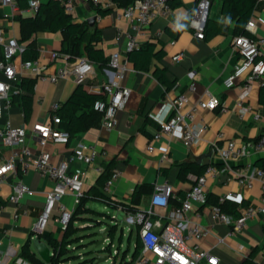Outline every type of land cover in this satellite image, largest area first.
<instances>
[{"label": "crops", "instance_id": "crops-1", "mask_svg": "<svg viewBox=\"0 0 264 264\" xmlns=\"http://www.w3.org/2000/svg\"><path fill=\"white\" fill-rule=\"evenodd\" d=\"M39 1L40 6L46 9V14H50L54 11V3L58 0ZM103 2L110 3L108 8L99 6L111 10L107 15L101 16L96 6L80 0L76 1L74 11L70 15L75 22L87 25L89 34L98 31L92 42L96 49L103 51L105 57L110 58L115 51L121 52L123 59L127 61V69L119 85L131 90V98L124 110L119 112L115 128L111 130L104 128L102 117H99L88 129L72 137L68 144L50 142L48 150L52 161L59 163L67 159L75 152L79 142L95 146L101 153L100 163L104 166L111 165L110 176L115 169L120 172L111 187L106 189L104 186L102 190L120 202L131 203L134 191L138 189L140 194L136 204L139 209L149 207L150 197L157 186H171L175 195L181 193L184 197L185 193L194 186V179L202 176L209 165H213L216 167L217 177L208 180L207 190L210 197L208 204L204 207L197 206L198 210L189 212L188 218L213 230V234L208 235L203 241V246L218 258L219 264H243L251 254L254 264H264V223L261 219L254 217L248 220L242 232L229 235L231 226L221 223L211 211V206L218 202L220 195L230 191L240 194V202L231 201L237 205L258 204L262 195L258 181L254 180L250 187L241 186L231 170L244 173L245 162L256 164L257 161L264 159V153L253 154L250 149L264 131V103L260 101L264 78L253 84L244 103L249 110L244 117H240L236 110V102L243 92V84L227 89L224 80L236 66L242 63L243 58L233 46L235 23L226 20L223 16L221 0H210L208 12V20L216 24H213L212 28L219 29L220 32L205 36L204 39L197 38L190 26L198 0H172L169 16L157 18L148 32L140 37L141 46L152 43L156 52L163 51L161 60H154L151 71L148 72L135 69L127 60L126 33L130 31V26L122 15V8L125 5H118L112 0H103ZM35 14L36 12L29 8L28 0H19V11L16 12L0 6V38L5 42L12 38L17 39L22 50L25 44L20 40L21 26L17 17H32ZM92 17H96V21L91 27L87 21ZM251 19L255 21L256 27L250 35L264 38V0L257 1ZM184 22L189 23L188 29H182ZM34 39L39 50L37 59L47 72L54 71L68 61L63 57L55 61L51 58L52 52L60 51L62 48L61 32L38 31ZM177 54H183L179 62L173 61V57ZM2 56L3 46L0 43V59ZM262 58L264 59V54ZM21 63L19 53L14 59L17 80L11 83L10 93L12 87L19 83L23 76H33L29 71L21 69ZM156 66L165 68L167 77L176 81L173 89L166 90L165 86L153 76L152 70ZM110 71L108 64L102 67L96 66L94 76L82 84L90 92H103V86L112 78ZM0 80L5 81L2 70H0ZM192 83L196 84V91L189 94L191 102L205 99L211 94L218 97L229 108L228 111L221 112L220 109H216L199 112L196 119L204 120L207 130L201 140L190 146H186L176 136L163 135L160 139L154 140V135L160 130V123L154 119V116L164 113V105L173 101L178 95L187 93ZM78 85L73 77L62 79L56 84L37 80L33 112L28 121L25 120L19 100L10 104L9 93L8 100L1 103L0 128L10 122L13 127L24 126L31 133L36 124L53 125L54 106L65 103ZM220 135L222 137H219ZM229 140L248 145L250 154L241 162L231 163L228 168L212 152V144L223 146ZM151 143L154 146L153 151L148 149ZM27 146L33 156L38 153L39 146L32 137L28 138ZM18 149H20L19 145L7 142L3 136H0V165L9 160L12 153ZM183 164L189 165L185 179L179 178ZM70 171L71 174L82 178L85 191L96 186L101 175L80 162L74 163ZM18 179H23L34 194L25 196L19 204H15L9 198L13 193V184ZM52 186L53 182L39 171L31 169L23 174L20 167L0 184V204L4 205L0 212V264H34L22 253L25 244H28L29 250L39 258L31 243L36 236L34 224L44 207L47 192ZM63 203L73 208V196L66 195ZM173 206L174 200L171 203V207ZM86 207L94 212L76 217L74 226L79 230L86 226L89 228L92 221H101L102 228L98 226V229H104L108 225L103 220L110 216L112 210H117L107 203L94 200H90ZM225 212L232 219H236L239 213L238 208L237 214H233L232 209H226ZM64 232L65 229L54 216L47 230L39 236L44 242H46L44 236L49 234L61 240ZM75 234L77 237L79 232ZM219 238H223L224 241L220 242ZM69 256L70 259L60 264H78L81 261L74 253Z\"/></svg>", "mask_w": 264, "mask_h": 264}, {"label": "built area", "instance_id": "built-area-1", "mask_svg": "<svg viewBox=\"0 0 264 264\" xmlns=\"http://www.w3.org/2000/svg\"><path fill=\"white\" fill-rule=\"evenodd\" d=\"M59 1L63 4L66 13H73L77 0ZM80 1L94 6L110 7V3L103 2V0ZM171 1L133 0L132 3L122 8V15L130 26V31L126 33V50L128 53L141 46L140 37L148 32L157 18L169 16ZM0 6L8 7L16 12L19 11V0H0ZM28 6L37 12L40 1L28 0ZM209 8L210 0H198L195 14L190 22L191 28L199 39L205 38L204 29L208 20ZM255 27V21L249 20L246 26L247 31L250 33ZM0 43L3 46L0 70L5 76V81L0 80L1 109L2 101L9 98L11 83L17 80L14 59L21 52V47L15 38L9 39L7 42L0 38ZM233 46L243 61L225 78L224 85L230 89L240 83L243 84V92L236 102V110L240 117H244L249 110L244 103L253 84L264 78V59L262 58L264 38L238 35L233 39ZM61 57L67 59V55L59 51H54L51 54L53 61ZM182 57L183 54H177L173 57V61L179 62ZM126 63L127 61L123 59L121 52L115 51L110 55L108 67L111 69L112 78L102 88L105 98L95 101L93 105L94 110L102 115L103 127L108 130L117 126L118 114L124 110L131 98V90L119 85V81L123 79L127 69ZM21 69L29 71L37 77V80L51 84H56L68 77H73L78 83H83L94 76L96 66L86 57H77L73 61L68 60L50 73L38 59L22 62ZM195 91L196 84L192 83L187 93L178 95L173 101L164 105V113L160 116H154V119L160 123V130L154 135V140L160 139L163 135L176 136L186 146H190L201 140L207 130V124L204 120L197 121L196 119L199 112L216 109H220L221 112L228 111L229 108L218 97L211 94H208L205 99L191 102L189 94H193ZM58 107L59 105H55L54 109ZM60 122L58 116H53V125L36 124L31 133L24 126L13 127L10 122L0 128V136H3L7 142L20 146V149L12 153L9 160L0 165V184L4 183L9 175L14 174L19 167L23 174L34 169L53 182L52 188L47 192L44 207L34 224L36 235L47 230L49 222L54 216L63 229H66L71 220L85 191L82 178L71 174L70 169L74 163L85 164L98 174L105 171V166L99 161L101 153L95 146L87 145L84 142H79L75 152L67 159L59 163L52 161L51 153L48 150L49 143L68 144L71 139L67 130L58 127ZM29 137H32L39 146V151L35 156L27 146ZM148 149L149 151L154 150L152 143ZM250 149L253 154L264 153V131ZM250 149L248 145L237 143L234 140L226 141L223 146L212 144V152L228 168L231 163L241 162L247 157L250 154ZM244 169V173L239 170L231 171L241 186L250 187L254 180L258 181L262 194L259 203L256 205L239 203V213L236 219H232L223 210V206L229 201L240 202L241 196L238 192L230 191L220 195L218 202L211 206L213 216L221 223L231 226L229 235L242 232L247 226L248 220L254 217H259L264 223V166L259 167L253 162H245ZM119 175V170L115 169L105 184L106 189L111 187ZM216 177V167L209 165L202 176L194 179V186L180 199V203L173 207H171V195L175 194L173 188L168 185L156 187L150 197L147 209L129 212L125 211L122 206H118L117 210L124 211L125 223L130 226V234L136 229V240L141 244L138 258L134 264H219L218 258L203 246V241L208 235L213 234V230L209 226H204L188 218L189 212L198 210L197 206L204 207L208 204V180ZM33 194L34 191L25 181L18 179L13 184V193L9 200L19 204L25 196H32ZM68 194L73 196V208H69L63 203V198ZM3 208L4 205L0 204V212ZM110 225L116 226V224H109L107 227ZM112 240L109 236L105 239L108 244L103 249H109L107 253L102 254L107 256L106 262L118 264L124 253L120 256L121 252L118 249H111ZM219 241L223 242L224 239L219 238ZM51 254L53 255V253ZM127 260L130 261L131 256Z\"/></svg>", "mask_w": 264, "mask_h": 264}, {"label": "trees", "instance_id": "trees-1", "mask_svg": "<svg viewBox=\"0 0 264 264\" xmlns=\"http://www.w3.org/2000/svg\"><path fill=\"white\" fill-rule=\"evenodd\" d=\"M118 5H128L133 0H112ZM258 0H221L222 2V14L226 20L234 22V35H248L250 33L246 29V24L250 20ZM97 11L101 16L107 15L111 12L110 9H102L96 6ZM54 11L50 14H46V9L39 6L36 14L32 17L19 16L17 19L21 26V42L25 44V47L21 50L20 56L22 62L28 60H34L38 58L39 50L37 47L36 40L34 39L35 34L38 31L47 30L51 32H61L62 48L60 53L67 55V60L73 61L75 58L86 55L95 66H104L108 64L109 58L105 57L102 50L95 48L92 40L95 35L98 34L96 30L94 33L89 34V28L83 23H77L73 20V17L65 12L63 4L58 0L54 3ZM212 21L207 20L204 29L206 37L211 36L215 33L220 32L219 29H213ZM219 26L222 24L217 23ZM216 25V24H215ZM189 23L184 22L182 29H188ZM84 54H83V53ZM163 51H155V46L152 43H147L140 46L138 49L132 50L127 55V60L132 63L135 69L148 72L151 71V65L154 60H161ZM153 76L163 85L166 90H171L176 84V81L170 80L166 75V69L156 66L152 70ZM37 77L23 76L19 83H16L12 87L11 101L13 104L19 100L22 107L25 120L28 121L33 112V101L35 84ZM104 98V92H90L85 89L82 83H79L71 97L62 105H59L57 109H53V116L60 118L58 127L67 130L70 133V137H74L77 133L85 131L91 124L102 115L94 110L93 105L95 101ZM260 101L264 103V88L260 94ZM257 166H264V159L256 162ZM110 166H105V171L100 175L98 184L93 186L87 191H84L83 196L80 198L79 204L75 208V212L69 221L63 237L61 240L54 238L51 234L44 236L46 243L51 249L52 260L50 264H60L62 261H66L70 258L71 250L68 248L73 244V239L77 240L75 233L79 232V228L74 226V222L78 215L93 213L94 211L87 208L86 204L90 200L101 201L107 203L112 208L117 209L118 206H122L125 211L135 212L139 210L136 202L139 198L140 191L136 189L133 194V201L131 203L120 202L110 196H108L102 189L105 186L107 179L110 176ZM185 168V169H184ZM187 169L189 165L183 164L181 166V172L179 178L185 179L187 177ZM182 194L171 195V203L174 200V206L180 203ZM210 197L208 196L207 201ZM238 205L234 202H227L223 206V210L232 209L233 214H237ZM101 225V224H100ZM99 226V225H98ZM116 226L110 225V231L108 236L112 239L114 237V231ZM131 235V234H130ZM130 239V238H129ZM75 242V241H74ZM109 248H106L108 250ZM141 244L136 240L134 252L131 255V260L126 259L127 253L124 252L122 258L118 264H134V261L138 258ZM102 252H105L102 251ZM22 253L26 255L34 264H46L41 259L37 258L34 253L29 250L28 244H25L22 249ZM253 255H249L243 264H254L252 260ZM96 258L92 257L79 261L78 264H95Z\"/></svg>", "mask_w": 264, "mask_h": 264}, {"label": "rangeland", "instance_id": "rangeland-1", "mask_svg": "<svg viewBox=\"0 0 264 264\" xmlns=\"http://www.w3.org/2000/svg\"><path fill=\"white\" fill-rule=\"evenodd\" d=\"M103 221L107 225L116 224L114 237L112 238L113 240L111 249H118L121 252L120 256L122 253L126 252V259L130 258L135 249L136 229H134L130 235V226L125 223V214L118 210H112L110 216L106 217ZM101 223V221H92L88 226L89 228L86 226L83 227L82 230H79V234H77V240L73 239V245L68 247L71 250L70 254L74 253V255L78 257V260L80 258L82 261L84 259L94 257V253H107L108 250L103 249V247L108 244V242L105 241V239L108 238V234L104 236V242L101 245H98V242L102 239V237L99 236L97 232L99 230L98 225L99 228H102L100 225ZM104 250L105 252H102ZM67 258L69 257H66V259ZM104 264L110 263L105 262Z\"/></svg>", "mask_w": 264, "mask_h": 264}, {"label": "water", "instance_id": "water-1", "mask_svg": "<svg viewBox=\"0 0 264 264\" xmlns=\"http://www.w3.org/2000/svg\"><path fill=\"white\" fill-rule=\"evenodd\" d=\"M208 19V18H207ZM96 21V17L90 18L87 22L89 26H94ZM110 227H106L98 231V235L102 237V239L98 242V245H101L104 242V236L109 233ZM35 251L38 254V257L46 264H50L52 260L51 249L48 244L41 240L39 235H36L31 241ZM94 257L96 258L95 264H104L107 260V256L101 253H94Z\"/></svg>", "mask_w": 264, "mask_h": 264}]
</instances>
